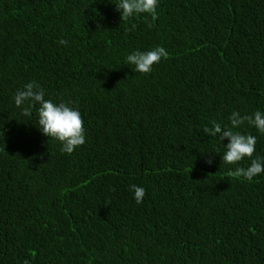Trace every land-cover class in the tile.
Here are the masks:
<instances>
[{
	"label": "trees",
	"instance_id": "1",
	"mask_svg": "<svg viewBox=\"0 0 264 264\" xmlns=\"http://www.w3.org/2000/svg\"><path fill=\"white\" fill-rule=\"evenodd\" d=\"M117 3L0 0V264H264V173L228 175L227 140L203 133L264 113V0H158L122 23ZM157 46L150 73L127 63ZM33 81L78 108L72 154L15 106ZM237 131L264 158V134Z\"/></svg>",
	"mask_w": 264,
	"mask_h": 264
},
{
	"label": "clouds",
	"instance_id": "2",
	"mask_svg": "<svg viewBox=\"0 0 264 264\" xmlns=\"http://www.w3.org/2000/svg\"><path fill=\"white\" fill-rule=\"evenodd\" d=\"M158 0H118L115 10L120 14V21L128 22L136 16L147 14L153 19L157 18L156 9ZM136 25L133 23L128 29L134 30ZM100 29V25H97ZM60 45L67 46V41L61 39ZM168 51L163 46H157L148 51L135 50L127 55V63L134 66V70L140 74H148L152 71L155 64L167 59ZM74 102L61 101L55 103L51 99H45V91L36 82H28L15 93L14 104L21 108V114L25 117L31 115L32 109L36 106L38 118V130L48 139L59 142L60 151L63 154H72L73 151L85 143L84 122L78 108L70 106ZM27 104V106H25ZM229 125L222 126L216 121H211L210 126L203 128L206 136L216 137L219 142L227 140L224 146V154L221 160L226 165L235 166L229 171L228 175L234 178H244L252 181L254 177L264 173V158H255L256 137L250 134H243L237 131L242 125L255 128L259 133L264 134V113L256 111L252 115H241L239 111H233L229 116ZM4 132L0 131L3 138ZM251 159L250 166L247 168L238 166L244 159ZM208 165L212 164V159L205 161ZM130 191L134 193V200L137 205L143 202L145 189L136 185L130 186ZM27 264V261H25Z\"/></svg>",
	"mask_w": 264,
	"mask_h": 264
}]
</instances>
